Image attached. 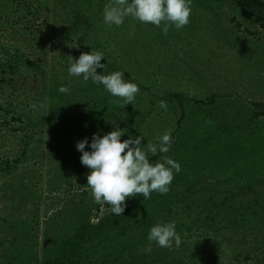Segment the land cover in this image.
I'll list each match as a JSON object with an SVG mask.
<instances>
[{
    "label": "trees",
    "instance_id": "16d2710c",
    "mask_svg": "<svg viewBox=\"0 0 264 264\" xmlns=\"http://www.w3.org/2000/svg\"><path fill=\"white\" fill-rule=\"evenodd\" d=\"M15 2L19 10L24 8V15L33 18L40 17L42 10L44 14L49 15L51 7L53 25L58 24V28L53 30L52 27L51 35L47 28L45 32L39 27V36L35 37H30V34H33L32 31L30 33V27H26L24 32H6L11 33L12 40L16 42L9 47L0 45L4 56L7 55L5 60L0 59V111L7 115L14 110H11V104L4 106L1 100L10 96L4 90L5 86L11 87L19 82L25 84L26 76L22 80L10 78L12 73L19 70L21 63L35 70L34 82L35 78L41 77V92L35 93L31 98L33 102L30 101V107L32 104L38 105L36 111L40 117L42 116L41 119L36 123L28 115L16 111L17 116L4 121V125L9 127L14 121L20 124L19 129L14 128L15 132L24 134L25 148L28 145L26 139H31L34 135L31 137L35 124H42L46 114L64 118V121L56 124L59 126L56 132L58 135L62 133L60 139L62 138L63 142H59L58 150V157L61 158L63 150L67 154L76 153L73 152L77 150L74 146L75 140L78 142L84 137L90 140L93 133L99 132L103 135L112 130H119V126L127 129L121 140L127 139L129 134L144 124L146 119L144 114L160 113L162 109L159 104L165 99L173 102L171 108L168 106L166 109L169 114L171 113L170 117L163 119L167 126H171L173 120L171 115L177 116L180 108L179 116L173 120L175 127L172 126V130L167 127V130L159 131L158 134L153 130V134L149 132L151 137L147 140L158 144L159 137L166 132L171 133L173 143L168 153L157 152L155 156L149 153V160L153 164L162 162L165 155L180 163L181 172L175 175L170 191L165 195L153 192L150 199H143L142 195L128 198L125 201L124 212L119 216L113 214L111 206L107 204L96 203L95 200H90L87 204L81 198L80 203L71 204L73 210L84 212L79 213L77 217L74 215L75 218L69 225L73 232L72 235L70 233L73 243L68 240L54 243L49 238L50 243H45V247H48L45 259L35 264H264V179L257 178L264 174V119L253 125L264 116V103H256L257 109L249 111L251 112L249 116V113L247 116H239L240 122L233 126L228 123L219 124L218 115H212V111L205 110L201 116L206 119L205 121L212 123L210 128L215 129L216 125L218 126L215 135L226 133L231 142L236 143L237 147H233L235 151L229 149V146L225 148H228L230 153L239 154L240 160L238 166L227 167L230 162L232 164L234 162L232 155L230 157L228 154L225 158L226 163L222 162L224 156L219 157L217 153L221 154V149L226 144L218 142V148L214 149L215 153L207 155L211 158L212 165L219 167L218 170H214L212 166L204 169L190 165L189 168L191 160L184 152L180 155L181 150L191 154V151L195 153L198 147L190 145L192 146L190 149H185L188 142L181 145L177 141L185 139L182 127L187 119L186 102L192 101L200 108L211 107L217 105V98L221 94L212 93L204 99L195 94L189 96L187 93L185 95L176 92L173 88L167 93L154 91L156 84L154 76L161 74L162 69L165 71L169 70V67H174L175 61L180 60L174 51L175 47L181 46L184 51L185 48L191 49L185 41L195 39V36L203 31L212 41L221 40L229 33L237 34L225 24L226 17L227 22L235 24V28L242 26L237 17L220 13L215 10L216 6L229 4L230 10L250 18L253 21L252 25L256 24L258 28L264 30V0H192L190 23L179 30L170 27L167 35L163 34L162 26L159 27L157 34H153L155 26L147 29L148 25L137 20L130 22L131 16L125 18V23L119 27L105 25L103 9L112 0H15ZM64 17L68 19L66 24L62 19ZM243 30L250 35L255 33L249 27ZM137 33L140 34L137 36ZM182 44L186 47L184 48ZM91 49L104 53L105 58L101 61L106 64L104 74L113 71L124 72L126 80H131L139 86L140 91L134 105L122 107L123 102H117L118 98L108 94L102 85L97 86L91 80L85 83L82 79L69 76L71 57L76 59L81 53L90 52ZM156 62H159L158 65L162 69L154 66ZM41 63H45V66L47 64L48 69ZM97 72L102 73L103 69H97ZM147 82L152 85H146ZM62 85L68 86L71 89L70 93H60L58 89ZM32 92L34 93L33 89ZM141 98L144 100L143 103H140ZM152 128L158 127H148ZM53 130L54 127L51 131ZM241 132L246 135V141L241 139ZM214 138L209 137L207 148L213 147ZM49 142L48 146L52 148L50 138ZM85 150L90 148L87 146ZM27 153L26 148L22 156L25 157ZM24 157L16 156L11 161L2 158L4 160L0 162V169L5 168L4 164L6 168H10L12 164L18 165L22 163ZM213 158L215 160H212ZM245 170L250 172V176H244ZM207 174L211 178H208ZM253 177L254 181L249 182L253 180L249 178ZM72 188L73 183H69L66 191L70 192ZM87 188V182L80 184L77 195L80 194L79 189H82L84 193L81 197H84ZM101 209L106 211L105 214L100 215ZM61 210L63 211V208L58 211L56 217L61 215ZM92 211H95L93 215ZM160 221H175L176 231L182 240L181 246L167 249L153 243L152 251L146 252L144 249L148 244L149 229ZM44 222L48 227L51 224L47 220ZM135 222L138 224L137 227L132 226ZM223 255H227L225 260Z\"/></svg>",
    "mask_w": 264,
    "mask_h": 264
},
{
    "label": "rangeland",
    "instance_id": "374dc122",
    "mask_svg": "<svg viewBox=\"0 0 264 264\" xmlns=\"http://www.w3.org/2000/svg\"><path fill=\"white\" fill-rule=\"evenodd\" d=\"M215 10L226 16L232 17L235 15L237 17L242 24V26H238L237 28L234 27L235 24L227 22L228 19L225 17L227 28H231L232 31L237 33L236 35L229 33L227 37H223L221 40L212 41L203 31L199 33L200 35H196L195 39L185 41L186 44L191 46V49H186V46L183 44L182 46L186 51L182 50L181 46L174 48V51L178 54V59L182 60H176L174 67H169V70L164 71L158 65L159 62L154 64V66L159 67V70L162 69L161 74H157V77L154 76L156 82L155 92L167 93L173 88L176 92L188 94L189 96L195 94L198 97H204V99L212 93L221 94L217 98V105L211 107L204 106L200 108L199 105L192 101L186 102L187 119L182 127L185 139H178L177 141L181 145L188 142L186 147H184L185 149H190L192 147L190 145L198 147L195 153L191 149V154L186 150H181L180 155L184 152L186 157L190 158L191 161L193 158H196L192 162L189 161V168L190 165L191 167H202L204 169H208L211 166L214 167L211 158L207 155L215 153L214 149L218 148V142L226 144L224 148H219L221 149V154L216 152L219 157L224 156L225 159L228 157V154L230 157L232 155L234 162L232 164L229 161L230 163L227 167L238 166L237 163L240 160L239 154H235V152L230 153L229 150H232L233 147L236 148V143L231 142L226 133L224 135L222 133L215 135L218 126L216 125L215 129L210 128L212 123L208 122V120L205 121L206 119L201 116L205 110L212 111V115H218L217 120L219 124L228 123L233 126L240 122L239 116H247V113H249V116L251 114L249 111L257 109L256 103H264V30L258 28L256 24L252 25L253 21L250 18L230 10L229 4L218 5ZM51 11L50 7L49 15H46L42 10L40 17L33 18L27 16V14L24 15V8L22 7L19 10L15 0H0V45L6 47L13 45L16 41L12 40L11 33L6 32H24L26 27H30V33L31 31L33 32V34H30V37L39 36L38 27L45 32L48 29L51 35L53 32L52 27L53 30L58 28V24L53 25L54 18ZM62 19L66 24L68 19H65V17ZM131 19L130 22H135V19ZM145 25H148L147 29L149 27L152 29V26H154L152 24ZM246 27H249L255 33L252 35L248 34V32L243 30ZM159 29V27L155 26L153 34H157ZM139 34L137 33L136 35L138 36ZM197 43L199 44L197 45ZM10 53L13 52L10 51ZM4 55L0 47L1 60H5V57L7 58V55ZM41 64L44 68L48 69L47 64L46 66L44 65L45 63ZM20 65L21 67L17 71L25 75H20L16 71L11 74L10 78H20L22 80L26 76L27 80L25 84L19 82L11 87L5 86L4 90L10 96L7 99L2 98L1 100L4 106L11 104V110H14L7 115L4 111H0V162L4 159L11 161L16 156L24 157L22 156V152L26 148L28 153L22 159V163L18 165L12 164L10 168H6L4 164L3 168H5L3 170L0 169V264L10 262L35 264L36 262L43 261L47 251L46 248H48L45 247V243L48 242L49 238L54 243L55 241L58 243L63 240L73 243V238L72 236L70 237V233L72 235L73 232L71 231L72 228H69V225H71L70 223L75 216H79V213L84 214V212L73 210L71 204L80 203L79 200L81 198L87 204L90 200L94 201L89 187L84 197H81L84 190L79 189V195L76 193L78 186L87 182V174L90 171L86 166L81 164L80 157L78 156H81L82 153L76 150L73 151L76 152L75 154H67L63 150L61 158L58 157L59 142L63 141L62 138L60 139L62 133L58 135L56 131L59 129L58 123L64 121V118L60 119L59 115L51 116L46 114V118L42 124H35L31 132V137L34 134L33 137L26 139L28 141L26 148L23 142L24 134L19 131L15 132V128L19 129L20 124L14 121L13 123L11 122V127L4 125L5 119L10 120L13 116H17L16 111L23 112L36 123L42 117L37 114L36 110L32 112V108L30 107L31 102H33L31 98L35 93L41 92V77L35 78L34 82L33 74L35 70L25 67L24 63ZM146 85L152 84L147 82ZM227 95L230 96L227 97ZM166 101L168 100L165 99L164 102ZM143 102L144 100L141 98L140 103ZM172 103L169 100L166 103L167 107L170 106L171 108ZM179 111L180 108H178L177 116L175 115V117L179 116ZM170 114L165 109H162L158 115H155V112L151 114L147 113V115L144 114L146 118L144 124H141L138 130L133 131L129 135H143L145 138L142 140V143L147 142L151 137L149 136V132L153 134L154 130L158 134L159 131L167 130L169 125L167 126L163 119L170 117ZM171 117L175 121L173 114ZM260 119H264V116L258 120L255 119L256 121L253 125L260 121ZM173 120L170 123L171 128L169 127L171 130L172 126L175 125ZM149 125L158 128L148 129ZM53 127L54 130L52 132L51 129ZM240 135H242L241 139L247 140L246 135L242 132ZM210 136L215 137L213 140L215 146L207 148L209 144L207 141ZM49 138L52 142V148L48 146V143H50ZM76 143L75 140V147ZM225 146H229L230 148H225ZM208 157L209 160L207 159ZM224 159L222 162L226 163V159ZM212 160L215 159L213 158ZM218 169L219 167H214V170ZM243 174L246 177L250 176L248 170H245ZM260 176L257 178L260 180L264 179L263 173ZM257 178L256 180H258ZM249 179H253L249 180V182L254 181V177ZM69 183H73V188L70 192H67L66 188ZM62 208L61 215L59 214L56 217V214ZM101 210L100 215L105 214L106 211L104 209ZM92 212L93 215L95 211ZM45 220L51 222L49 227L45 224ZM132 226L137 227L138 224L135 222L132 223ZM226 258L227 255H223V260Z\"/></svg>",
    "mask_w": 264,
    "mask_h": 264
},
{
    "label": "clouds",
    "instance_id": "9594fccd",
    "mask_svg": "<svg viewBox=\"0 0 264 264\" xmlns=\"http://www.w3.org/2000/svg\"><path fill=\"white\" fill-rule=\"evenodd\" d=\"M191 4L192 0H112L103 9V22L109 27H119L125 23V18L131 16L143 24L162 26L163 34L167 35L170 27L179 30L190 23ZM71 58L69 76L82 79L85 83L91 80L97 86L102 85L108 94L118 98L117 102H123L122 107L134 105L139 86L126 80L124 72L104 74L106 64L101 63L105 58L103 52L91 49L76 59ZM97 69H103V72L98 73ZM58 91L67 94L71 89L62 85ZM159 107L166 110V102L161 101ZM31 108L36 110L38 105L32 104ZM118 129L103 135L93 133L90 140L84 137L76 143L77 151L82 153L81 164L90 170L87 186L91 189L93 199L96 203L111 206L112 213L117 216L124 212L128 198L142 195L143 199H150L153 192L167 194L175 175L181 172L180 163L166 155L162 162L153 164L149 160V153L155 156L157 152H169L173 143L170 132L159 137L158 144H144L143 135H129L127 139L121 140L127 129L119 126ZM86 146L90 150H85ZM147 240L146 252L152 251L153 243L167 249L179 248L182 243L175 221L157 222L150 227Z\"/></svg>",
    "mask_w": 264,
    "mask_h": 264
}]
</instances>
